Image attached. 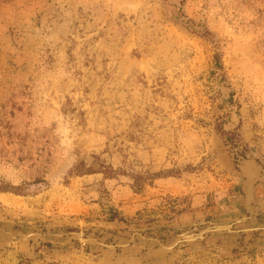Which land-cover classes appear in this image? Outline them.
<instances>
[{
    "label": "rangeland",
    "instance_id": "1",
    "mask_svg": "<svg viewBox=\"0 0 264 264\" xmlns=\"http://www.w3.org/2000/svg\"><path fill=\"white\" fill-rule=\"evenodd\" d=\"M233 151L264 168V0H0L2 216L148 245L136 232L241 211ZM252 193L263 205L264 169ZM233 234L151 261L28 237L0 264H264V241Z\"/></svg>",
    "mask_w": 264,
    "mask_h": 264
},
{
    "label": "water",
    "instance_id": "2",
    "mask_svg": "<svg viewBox=\"0 0 264 264\" xmlns=\"http://www.w3.org/2000/svg\"><path fill=\"white\" fill-rule=\"evenodd\" d=\"M231 158L234 161L236 170L239 173V188L241 191V198L239 200V206L241 211L231 215H224L209 219H202L194 222H187L181 224H170L171 228H167L156 232H152V236H144L142 233L136 232L139 238L147 240L150 244L146 245L143 242L135 243L132 241V234L126 237H116V242H100L94 237H90L93 232H87L83 229L85 225H91L98 228V233H109L108 228H111V224L95 223V222H70V221H57L54 223H47L44 225L35 226L32 220L21 218H10L2 216L0 214V221L13 224L15 222L24 226H32L35 229L43 230V233L39 231H27L25 233L18 232L17 235L5 238H0V246L13 243L17 240L30 237V241H47L50 244L66 245L70 242L84 243V244H97L102 247H106L110 250H118L122 245L127 244L132 248L133 253L141 254L146 260H155L160 257L178 250L182 245L194 241H203L207 235L218 234L226 237H230V233L233 232L234 240L240 244L245 243L250 239L256 242L264 241V222L259 221V216L264 214V204H257L255 199L252 198L248 204L245 197H251V187H253L263 172V165L252 156H243L238 152L233 151ZM247 183V186H245ZM257 205V208L252 210L247 208L249 205ZM251 209V210H250ZM252 219L256 222L252 225L243 226L238 228V224L244 223L247 220ZM63 226L76 228L75 230L67 229H51V227ZM133 227V226H132ZM155 227V226H152ZM134 230L139 229L145 231L144 227H133ZM81 232V234H75ZM165 237L162 241L159 237Z\"/></svg>",
    "mask_w": 264,
    "mask_h": 264
},
{
    "label": "trees",
    "instance_id": "3",
    "mask_svg": "<svg viewBox=\"0 0 264 264\" xmlns=\"http://www.w3.org/2000/svg\"><path fill=\"white\" fill-rule=\"evenodd\" d=\"M171 17L174 18V19H177L179 17H183V18H185V21H190V19L188 17H186V15L183 13V11L180 8H177L176 11L171 14ZM75 169L78 170L77 166H75Z\"/></svg>",
    "mask_w": 264,
    "mask_h": 264
},
{
    "label": "bare ground",
    "instance_id": "4",
    "mask_svg": "<svg viewBox=\"0 0 264 264\" xmlns=\"http://www.w3.org/2000/svg\"><path fill=\"white\" fill-rule=\"evenodd\" d=\"M224 148H225V147H224ZM223 150H225V149H223ZM226 150H227V149H226ZM225 153H226V152H225ZM227 153H228V152H227ZM227 153H226V154H227ZM222 154H223V153H222ZM226 154H225V155H226ZM229 155H230V154H229ZM245 186H247V183H246ZM252 192H253V190H252V187H251V192H250V193H251V197H250V195L245 197V200H246V203H247V204H248V202H250V200H251V198H252V194H253ZM253 198H254V197H253ZM247 208H251L252 210H254V209L252 208V206H250V205H249ZM251 209H250V210H251ZM75 234H81V232H78V233H75ZM11 236H13V235H11ZM91 236H92V235H90V237H91ZM92 237H93V236H92ZM100 242H101V241H100ZM102 242H103V241H102Z\"/></svg>",
    "mask_w": 264,
    "mask_h": 264
}]
</instances>
